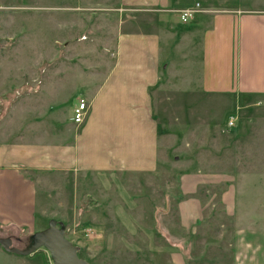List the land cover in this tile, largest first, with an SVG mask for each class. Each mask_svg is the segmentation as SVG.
<instances>
[{
  "label": "crops",
  "instance_id": "0c3cea01",
  "mask_svg": "<svg viewBox=\"0 0 264 264\" xmlns=\"http://www.w3.org/2000/svg\"><path fill=\"white\" fill-rule=\"evenodd\" d=\"M238 1L118 0L124 13L114 63L97 84L87 83L84 90L82 82L83 93L75 90L62 102V93L76 89L86 72L10 71L0 78V93L9 98L0 121V229L36 231L26 225L35 222L37 183L45 180L44 173L156 174L172 156L181 167L178 189L184 198L176 202L178 230H168L177 237L163 232L171 263L187 264L185 255L203 232L206 208L215 196L206 195L208 187L221 190L225 215L236 223L235 264L254 262L246 253L247 239L255 233L242 224L253 205L264 201L255 198L264 190V147L256 149L262 159L257 164L237 159L248 133L241 124L264 115V10L241 7ZM195 3L227 11L198 13L190 24L182 23L178 10ZM175 54L183 70L175 73L191 75L187 87L171 92L189 94L181 108L193 122L169 115L160 119L156 111L164 88L160 78L163 72L173 74L174 59H168ZM32 79H38L37 89L21 93L31 89ZM82 95L90 111L77 125L73 108ZM235 110L241 123L225 134L227 115Z\"/></svg>",
  "mask_w": 264,
  "mask_h": 264
},
{
  "label": "rangeland",
  "instance_id": "374dc122",
  "mask_svg": "<svg viewBox=\"0 0 264 264\" xmlns=\"http://www.w3.org/2000/svg\"><path fill=\"white\" fill-rule=\"evenodd\" d=\"M238 3L241 7L264 10V0H239ZM207 8L212 11L207 13L227 11ZM122 13L118 0H0V78L10 71L81 70L86 73L80 77L78 87L67 89L60 99L64 101L75 90V94L83 93L82 82L86 83L84 90L88 88L87 83L97 84L116 59V37ZM174 23H178V27L183 25L178 20ZM166 49L164 46V51ZM174 56L168 59H174L169 65L174 69L173 76L163 72L160 78L164 88L155 100L160 108L156 111L160 119H167L169 115L175 120L189 118L193 122L188 111L181 108L189 94L171 92L187 87L191 75V72L188 76L175 73V70H183L181 57ZM37 86L38 79H32L31 89L24 88L20 92L33 93ZM17 90L20 89L14 93ZM81 98L85 99L89 114L90 106L83 95L78 100ZM7 102L6 92L0 93V121L7 110ZM235 111L234 115L239 118L232 127L224 124L225 134L241 123L240 110ZM240 127L248 133L239 144L243 155L237 161L249 160L257 164L262 161L256 149L264 147V141H260L264 139V115H255L250 123L245 126L243 122ZM250 152V158H244ZM163 165L160 173L144 175L44 173L45 180L37 183L35 222L26 226L37 232L46 228L50 220H55L59 227L64 226L66 237L76 246L78 255L90 264H172L165 233L172 234L168 231L172 230L176 234L178 230L174 224L177 223L181 167L172 156ZM208 188L206 195L214 193V200L206 208L203 232L185 255L187 264H235L236 223L233 217L225 215L220 202L221 190ZM263 197L264 190L255 194L260 201ZM261 203L253 205L242 224L245 229L252 226L251 231L255 233L247 239L249 251L246 253L255 261L247 260L246 263V255L242 254L245 256L242 264H264V201ZM35 232L27 227L1 228L0 237H10L13 247L26 249L31 244L30 235ZM22 262L53 264L46 248L21 256L0 246V264H25Z\"/></svg>",
  "mask_w": 264,
  "mask_h": 264
},
{
  "label": "water",
  "instance_id": "95a60500",
  "mask_svg": "<svg viewBox=\"0 0 264 264\" xmlns=\"http://www.w3.org/2000/svg\"><path fill=\"white\" fill-rule=\"evenodd\" d=\"M0 246L7 252L27 256L40 248H46L53 264H90L78 255L76 246L66 237L64 226H58L55 220H50L43 230L35 232L31 244L26 249L13 247L10 237H0Z\"/></svg>",
  "mask_w": 264,
  "mask_h": 264
},
{
  "label": "built area",
  "instance_id": "2783aa9c",
  "mask_svg": "<svg viewBox=\"0 0 264 264\" xmlns=\"http://www.w3.org/2000/svg\"><path fill=\"white\" fill-rule=\"evenodd\" d=\"M212 12L207 7L201 5V3H195L190 7L183 8L178 10L179 17L182 23H189L192 21L198 13H207ZM88 115V105L85 99L81 98L76 103L75 107L73 108V115L72 120L75 124L81 125L84 123L86 117ZM237 120L236 115L230 114L227 117L226 125L227 127H232Z\"/></svg>",
  "mask_w": 264,
  "mask_h": 264
},
{
  "label": "trees",
  "instance_id": "16d2710c",
  "mask_svg": "<svg viewBox=\"0 0 264 264\" xmlns=\"http://www.w3.org/2000/svg\"><path fill=\"white\" fill-rule=\"evenodd\" d=\"M228 115H229V114H228ZM228 115H227V116H228ZM181 198H184V197L182 196ZM181 198H180V199H181ZM11 228H12V227H11ZM31 237H32V235H30V239H31ZM36 252H38V251H36ZM36 252H35V253H36ZM33 254H34V253H33ZM79 256H80V255H79Z\"/></svg>",
  "mask_w": 264,
  "mask_h": 264
}]
</instances>
